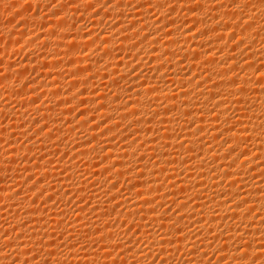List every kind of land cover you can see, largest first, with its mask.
Here are the masks:
<instances>
[{"label": "bare ground", "instance_id": "1", "mask_svg": "<svg viewBox=\"0 0 264 264\" xmlns=\"http://www.w3.org/2000/svg\"><path fill=\"white\" fill-rule=\"evenodd\" d=\"M38 1L39 0H12L11 3L7 2V4H11L10 6L13 8L26 5H28V7L33 5L32 7H34V4L38 3ZM99 1L100 0H70L69 3L65 4H62V2V5L56 4L61 10H56V6L54 8L56 12L53 10V13L49 14L48 17L46 16L47 18L45 19L39 18L40 22L38 24L40 25V28L43 25L46 28L44 29L46 33L49 28L47 35L50 38H53L52 42H48L49 40L46 41V38H41V48H46L47 53L46 55L41 56L40 63L37 65L39 70H43L41 72L46 76L48 71H50L48 69L62 64L60 63L62 62L60 60L62 58L60 57H62L61 55L64 52L65 54L63 55L67 56L69 59L67 63L63 62L65 64L64 68L66 72L64 71L62 73H65V75L63 74L65 77L61 75L62 73L56 74L55 71H53L54 74L51 71V74H49L55 76H53V78H55L56 84L60 86L62 83H65L63 85L67 86L68 89L64 87L60 90L58 87L59 90L55 89L56 91H54L51 88H48V82H44L45 85L43 86L47 87V89L43 88V90L46 89L47 93H50L49 96L53 95L52 98L59 97L57 102L62 106L67 104L70 106L66 108L63 107L56 111L49 109L44 110L46 108V106H43L44 103L40 104L44 109L43 107L41 109L38 107L34 108L36 107L34 105V107H32L36 112L39 109L41 111L44 110L42 116L44 117L43 120L49 119L50 117L55 118L54 125L57 123V128H55L56 135H59L60 133L62 134L63 132L61 131H64L65 129L66 131H71V128H75L76 126L78 129L83 130L82 133H84L82 135L79 133L81 136L78 135L80 136L78 137L76 132L72 129L77 137H74V134L72 133L73 136L71 135V137H73L76 142L74 143L75 146H73V148L67 147L70 149L68 152H70L69 154L71 156L82 159L83 162L81 161V164L84 166L82 167L84 171L80 170V172L83 171L88 175L90 174L89 176H92V178L95 177V179L104 175V178L101 179L105 186L100 179L98 184L96 183L97 181L94 182L95 180L93 181L94 183H89V185L91 184L90 187L96 183V187L91 188L92 190H90L91 193L89 197L92 198L93 201L96 199L97 204H95V207L93 205L92 208H97V211L94 214H91L95 217H99L100 222L98 221L99 219H96L95 217L94 219H89V221L86 219L87 221H79L78 224L73 223L72 227L68 228L67 231L77 235H84L86 232L91 236V234L97 229H101L100 237L106 238L108 235L113 237V242L108 245L107 249V251H111L112 247L115 245V238L119 235L118 231L122 234L123 230L120 228V224L124 223L123 221L125 220L128 227L132 226L134 230H136V228L140 229V239H148L150 242L157 244L163 243L164 248L161 249L160 247H155L152 253H148L147 248L142 249L139 248L140 246H136L137 248H133L132 252L121 256V258L117 260L116 257L119 255L120 251H127L121 246L120 250H117V252L119 251L118 253L115 252V254H112V256L107 259H102V257L107 256L106 251H100V248L103 247V245H99L96 251H93L90 247L92 241L86 240L84 237L85 235H79L85 239L83 240V238L80 239L78 237L80 240H83L81 243L89 245L87 253H79L77 256V252L73 251L67 255L73 257V259H70L69 261L66 260L67 256L63 257L64 255H61V257L58 255V251L55 252V250H57L56 247H53L51 249H45V253L43 251V253L51 257V259L45 255L47 259L42 258L39 261H35L34 264H66L68 261V264L70 262H72V264H136V261L132 257L139 251L144 252L145 255H150L152 258H155L157 254L164 251L168 253V255L161 259H166L168 264H207V258L203 259V252H207L208 256L210 254L209 257H212L211 255H213V252L218 253L217 258L213 260V264H218L219 257L221 256H227L224 264H241L238 258L234 260V256L237 254L235 253L233 241L240 238L237 231L243 235V240L246 242L244 245V251L247 252L248 258L243 261V264H251V261L256 256H260V259L256 261V264H264V251H256V249L264 248V235H262V233H264V0H235V6H233V0H221L224 7H221L220 3H214L213 0H109L111 6L102 11L98 9L97 11L100 12L99 16L92 19L96 11H89L90 8L88 6L90 4H94L95 6ZM1 2L4 1L0 0V4ZM197 3L200 7L196 8L195 12L191 11L192 8L196 7ZM103 4H101V6ZM67 5H73V9L69 10ZM101 8L102 7H100V9ZM173 8H175V11H172ZM78 11L81 13L80 15L90 16V21L93 26L99 24L103 17L113 18V20H116L113 22L116 23H113L111 25L112 27L110 26L111 30L108 31V33L106 32L107 30H104L107 34L102 31L97 32L93 27L90 30L88 29L85 31L83 30L84 28H80L81 25L77 27L69 26L70 24L67 25V19L71 18L68 17L70 13ZM152 12L160 16V23L157 21L159 24L156 27H153L156 20H153L149 15V13ZM54 13L58 14V16ZM234 14L236 16L235 21L232 20ZM168 15H170V18H166ZM55 16L57 18H55ZM33 17V20L36 19L35 23L38 22L36 16ZM105 19L108 21L107 18ZM21 20L23 22V19ZM25 20L26 19H24V22ZM240 20H243V23H241ZM173 21H175V23H173ZM187 23L192 24V27L184 26ZM30 24L31 23L29 22V25ZM165 24L169 25V28L161 31ZM237 24H239V26H237ZM133 25H135V27H133ZM141 28H144L143 32H140ZM177 28H181V30L177 31ZM224 28H227L228 31L225 32L223 30ZM32 29L35 30V28ZM126 29L131 30L126 31ZM191 29L192 32L185 35V33H188ZM214 29L215 31H213ZM3 30L7 35L6 30ZM24 30H21V32H15L14 29L9 30V32H12L11 34L9 33L10 35L8 36L5 35L6 39L10 36L13 38L10 37L11 40L8 38L7 42H4V44L7 45L9 41V48L11 44L16 45L17 41H19V43L23 42L24 47L26 48L25 42L32 43V41L36 39L32 38L31 40L30 35H28L29 33H27L29 30L26 32ZM54 31L55 33L58 32L63 34L57 35V33L52 35V32ZM137 32L140 33L138 36L136 35ZM168 32H171L172 35L169 36ZM2 33L1 35L3 36ZM89 33H91V35H89ZM101 33L104 35L100 36ZM233 33L236 35L237 42L241 40L244 41L242 46L246 49L244 57L240 56L241 48H237L235 52L231 51L232 48H235L234 43L228 44V46L225 47L228 40L235 38L234 35L231 36ZM241 33H243V35H241ZM146 35L149 36V39L141 44L140 41L143 40ZM97 36H100V39H96ZM113 36H116L117 39H112ZM221 36H223V40H219V37ZM132 37H135V40L131 39ZM161 37H163V39H161ZM93 40H95V43H92ZM104 40H107L108 43L104 44ZM158 40L160 43H156ZM120 41H123V43H120ZM39 42L40 41L35 45H39ZM29 44L30 43H28V45ZM44 45H47V47ZM12 49L14 48L12 47ZM97 49H99V51H97ZM130 49L135 50L130 52ZM221 49H223V52L220 51ZM34 52L36 53V51ZM105 52L108 54L105 55ZM164 53H167V56L160 59ZM93 54H95V58L92 59L91 56ZM118 56L120 59H117ZM125 57H127V59H125ZM249 57L250 59H248ZM245 59H247V63L242 62ZM133 60H136V66L132 65ZM149 60L153 61L151 68L148 66V63H151ZM85 62H87V66L84 64ZM24 63L25 64L22 65L24 66V70L26 68V71H28V69L36 70L31 61ZM223 63H227V67H222L221 65ZM117 64H120V67H116ZM45 65H47V67H45ZM125 65H128V67H125ZM10 66L11 65H8V69ZM134 66L137 67V73L128 77V72H130V69ZM143 67H145L144 70H141ZM105 68H107L106 72L103 71ZM157 68L160 69L159 72L156 71ZM169 68L171 71H168ZM257 68L260 69L259 73L256 72ZM86 69L90 71L88 72L89 79H84L85 75L83 72ZM232 69H235V71H232ZM26 71L22 70V73ZM141 71L144 72V75H140ZM15 73L17 77H20L19 72ZM73 73H77V75H73ZM225 73H227V75H225ZM10 74H12L11 71L7 73L5 79L4 75H0V83H3V86H5L6 83V86L8 87L9 83H7V81L10 79ZM137 75L140 76V81L136 80ZM145 77H147V79H145ZM196 77H199V79L194 80ZM134 80L136 82L132 83L131 81ZM205 80H207L208 83H204ZM124 81H126L125 83H128L129 86L124 85ZM233 81H235L234 85ZM257 81H261V83H257ZM52 82L54 81H51L50 83ZM26 83H28V87H24L26 88L25 92H34L35 88H33V85L36 84L33 82V84H29L30 81H27ZM36 83L41 82L37 81ZM197 83L201 85L198 90L195 87ZM56 84L55 86L57 87ZM89 84H91L89 87L93 88V85H95L96 88H99V93L96 96L92 95L96 88L91 89L87 87ZM141 84L145 86L142 88L140 86ZM10 85L9 88H11ZM63 85L61 86L63 87ZM123 85L127 88L124 89L125 87H123ZM182 85H185V87L181 88ZM52 87L54 89V85H52ZM129 88L132 89L131 92L128 91ZM153 88H155L154 92L152 91ZM5 89L2 91H5ZM10 90H8V92L6 90L4 93V96L6 97L5 103L8 106L11 98L15 97L12 98V100L14 99L18 103H16L18 105H16L17 108L19 107L18 109L15 108V111H13L17 118L14 119L13 116V119L16 121L19 118H27V116L22 117L25 107L29 106L26 104L24 105V102H26L25 98L21 97L22 94H20V96L18 92L15 93L14 91L13 93V88L11 91ZM25 92L23 95H25ZM81 92H83L85 96H81ZM137 93H139V95H137ZM77 96L79 97L77 98ZM117 97H119V99H117ZM124 98L125 100H123ZM93 100H96V103H92ZM153 101H156V103L150 109L149 105H151ZM13 102L14 101H12V103ZM33 102L27 104L32 105ZM82 102H84L82 105H85V107L82 108L81 111L77 110L79 112H84L85 114L86 111L91 112L90 110H92L94 112L93 116L85 117L84 115L80 116L79 119H77L79 115L71 117L69 115L71 108L76 105H81ZM161 102H163V107H161ZM126 103H131L132 106L127 112L119 111V109L124 108ZM217 105H219V107H217ZM49 106L47 105V107ZM6 108V105L2 108L0 107V112L6 111ZM213 108H215V112L209 115ZM96 109H100V111L97 112ZM170 109L171 111H169ZM31 110L33 109L31 108ZM137 111L140 115L132 116V113ZM166 111H168V115H164ZM6 112L4 113L6 114ZM233 113H235V116ZM125 116L127 119H123ZM109 117H111V119H109ZM217 117L219 118L218 120ZM237 117H240L241 119H237ZM89 120H92L93 123L88 124L87 121ZM201 120H203V123H200ZM104 121H107V123L103 124ZM161 121H164L165 123L162 124ZM213 121H215V123H213ZM71 123H74L73 126L75 127L71 126ZM97 124L104 125V127H101V132H107L108 128H112L114 131L107 132L106 136L101 137V135H98L96 132L97 129L94 132L91 131V129L96 128ZM117 124H120L121 126L118 130L116 129ZM129 124L133 127L121 135V131ZM189 124L193 125L191 131H188ZM40 125L44 126V123ZM17 126L21 127L18 124ZM14 128H16V126ZM200 128H204L205 131L199 132ZM213 128H215L216 131L210 132L209 130ZM21 129L19 130L18 128L22 136L25 131H22ZM16 130L15 132L10 131L15 134ZM52 132L49 134H45L46 132H44L46 135L45 138H48L49 136L53 137L55 134H52ZM197 132H199L198 135H196ZM133 133H136V135H133ZM221 133H223L222 136ZM7 134H9V132ZM17 134L19 135V132H17ZM17 134H15V136H18ZM56 135L54 138L57 137L59 139L60 136L58 137ZM177 135L181 137L180 140H177ZM15 136L12 134L11 137H7L10 138V140H15L13 138ZM130 136L132 138L134 136V139L128 143V137ZM216 136H220V139H214ZM42 137L43 136H41V138ZM71 137L69 138L68 136L69 139H71ZM113 137H115L117 141H123V143H119V145L114 144V141L112 143H106V141L111 140ZM166 137L170 138L166 139ZM33 138L35 137L33 136ZM5 140L3 139L6 143L9 142L8 139ZM62 140L65 142V138ZM99 140L102 142L100 146H98L99 143L97 142ZM125 140L127 141L126 144H124ZM52 141L54 140H51V142ZM88 141H91L94 145L89 147L90 145H88ZM149 141L154 142L149 143ZM184 141H186L185 147L181 149L180 143ZM200 141H204L205 143L202 144ZM245 141H247V144H245ZM9 143L11 147L8 146V149H5L6 151L4 150L3 152L4 155L10 153L8 158L4 157L5 159H3L1 156L3 154L0 153V172L3 169V171H5L3 173H6L8 169V172L10 173V167L11 169L17 167H13L12 165L15 160L14 158L16 157L14 154L16 147H12V144L14 145L15 143H12V141ZM9 143H7V145H9ZM34 143L36 142L32 141V143H26V146L24 145L22 149L26 152H32L31 150L34 147L40 146L35 145ZM65 144L63 143V147L60 149L64 148ZM205 144H208L209 146L205 147ZM55 145L56 148L54 147V149L59 150L58 148L61 144H57L56 142ZM45 146L47 145L45 144ZM41 147H38L37 149H41ZM233 148H235L236 151L231 154L230 151ZM73 149H75V151H73ZM93 149H95V151H93ZM105 149L107 150L105 151ZM189 149H191V151H189ZM17 150L19 151V149ZM102 152L103 155H101ZM245 152H247L246 156L243 155ZM50 153L52 154L51 150ZM217 153H219V155H217ZM38 155L36 156L38 157ZM108 156H111L112 159L106 160L102 165L99 164V160H103ZM225 156H228L227 160L224 159ZM39 157H41V155ZM118 157H122V159H118ZM238 157L240 159H237ZM150 159L153 160H151V163H149ZM35 160L37 163H41L38 162V160L40 161V158ZM44 161L45 162H43L42 165L39 164L42 178L47 177L48 179L50 178L49 180H52L48 185L40 184L37 187L36 192L29 191L33 185H28L27 187L30 186L28 189L23 186L28 193H31L29 195L36 197L41 189L48 187L50 190L46 193L47 196H52L53 200H65L66 196L64 193L67 191H61L63 185L66 190H69L68 193L72 194L71 197L74 194H78L76 196L81 197L83 191H87L85 190V188H87V186H85L87 184L85 181L75 180L74 183H68L67 181H72L73 179L70 180L66 178V180L60 178L61 174H59L60 172H58V168L51 164L50 167V160H48L47 163L46 160ZM185 161H188V163H185ZM26 163L27 162H25L24 165H28V169L32 168V166L30 167L31 164L29 165L27 163L26 165ZM37 163L32 164L37 166ZM113 164H116L117 167L111 172L106 171V169ZM93 165L98 166L93 167ZM229 165H232V167L230 168ZM242 165L247 166L242 167ZM74 166V164H69V162L65 164L64 162V164L61 163L59 168L61 167V170H65L66 168L69 169V171H67L69 175V173H72V171L75 170ZM52 167L55 169L57 168V171ZM33 168L35 169L36 167L33 166ZM72 168L73 170L71 171ZM83 172L81 173L84 174ZM12 173L15 175L14 171H12ZM34 173L36 174V172ZM141 173H143V179H137ZM153 173H156V175H153ZM180 173H183V175H180ZM19 175L20 174L15 175V177H18ZM71 176H73V173ZM71 176L69 175L68 177L71 178ZM1 177L0 185L2 181ZM3 177L6 178V176ZM63 177L65 176L63 175ZM27 178L24 177L25 180ZM111 178H113V180H122V182L128 181L127 183L129 185H126L128 193L124 195L127 199L119 198L120 195L117 194L116 190H114V192H116L114 193L113 189L109 195L105 197L104 192L111 188V185H108L107 187L105 181ZM164 181H167V183L165 184ZM19 182L21 185L24 183L22 179H20ZM12 183L14 185H19L17 184L18 182H11V184ZM9 184H3L0 186V199L10 201L7 204L8 206H6L8 211L5 210L7 211L5 214H11L13 212L12 214L17 215L15 213L21 210L20 208L22 205H20L21 202H18L19 199H14L15 195L10 193L13 191L8 190L10 187L13 188L12 185L10 186ZM134 185L143 186L134 187ZM173 185H176V187H173ZM16 188H19V186ZM157 188L160 190L158 193L156 192ZM129 189H131V191H129ZM181 189H183V191H181ZM149 191L152 192L151 196L144 195L139 200L133 199L138 193H147ZM57 192H59V195H57ZM93 193H95V195ZM25 195L26 194L23 196ZM83 195L86 196L84 193ZM23 196L18 197L21 198ZM113 196L118 198L111 203H108ZM101 197L104 200L101 199L100 201H97V199H100ZM145 200H155V204L150 203L145 205ZM189 200H191V203L185 208L184 205ZM228 201H231V203H227ZM245 201H247V203H245ZM117 203L124 206V211L121 207L122 211H112V209L116 208ZM160 204H164L165 207L160 208ZM135 205H140V207H134ZM24 207L26 208V206ZM154 207L157 209V212L154 215H147V213L151 212ZM168 207L172 208V211L168 212L167 216H164L163 214L168 210ZM49 208V212L47 213L45 211L46 209L40 211L33 209V207L31 210L25 209L22 215L19 213L21 216H24L25 221H23L25 222L24 224H28L27 229H37V231L27 232L28 235L34 237L38 236L37 234L40 233L39 231L41 228L38 229L36 224H40L39 221L45 218L41 217L42 215L44 216V214H46L47 220L50 221V226L56 229V226H58L57 231L61 232L60 229H62V222L60 220L62 219H60V217L61 215H66L67 211L65 208H61L58 211L55 210L51 212V209ZM178 209L180 210L179 215H176ZM90 211L92 212V209H90ZM136 212H140L141 214L134 215ZM214 212L215 215L213 214ZM33 213L35 215H33ZM109 213H111V215H109ZM201 213H203V215H201ZM249 213L251 214L249 215ZM1 214L2 213H0V218H2ZM83 214L84 213L80 211L79 207L76 208V216L79 220L86 218H83V216H85ZM112 215H114L113 222L108 220ZM181 217H183L182 220ZM189 217H191V219ZM15 218L19 217L16 216ZM29 221H31V223H27ZM199 221H203V223H199ZM5 222L7 221L5 220ZM8 223H10L11 228L13 226L16 227L15 224H17L15 221H12L13 225L11 222ZM85 224L88 225L87 228L84 227ZM113 224H115L114 227ZM18 225L21 227L20 224ZM93 225H95V227H93ZM10 227H8V229ZM128 227L125 226L124 230ZM188 228H192V231L190 232ZM160 229H162L160 234L165 236L164 241H159L156 237V232ZM62 230L65 231L66 228L65 230ZM177 230H182L179 237L174 235ZM209 230L212 231L211 236H207ZM221 230L226 233V235H222ZM23 231H25V229H23ZM149 231L152 233L151 237H148L147 235ZM134 232L135 231H133V233ZM23 234H25V232ZM39 235V238H41V236H45V232L42 231ZM184 235L189 237L187 241L174 245L171 248L168 247L167 240H182ZM197 236H199L196 239L198 247H190L192 240H195ZM205 236H207V240L204 239ZM2 237L0 236V240L4 238ZM100 237H92V239H98ZM217 237H219V239H217ZM65 238L67 239V237ZM125 239H130V237H125ZM201 240L204 241L203 244H200ZM13 241L9 238L7 241V243H12L13 247V249H11L12 247L10 248L11 251L9 250L11 252L9 253L10 255L3 251L0 252V264H7V262L11 264V261L13 260L18 261L19 263L26 259L30 260V256L26 257L22 254L27 251L24 247H27V249L31 247V249H34L32 252H35L38 249L40 250L38 244L40 240L36 243L34 240L29 243L26 239L25 241H19L18 243H23L25 245L20 249V245H16L17 242H14L17 249L13 246ZM3 242L5 243V241ZM45 242L47 243L48 241L46 240ZM209 242H211V246H209ZM29 244L30 247L26 246ZM248 245H251V247H248ZM6 246L9 247V245ZM177 246L181 250L180 253H176L174 256L171 255V253L175 252ZM221 246H225L227 251L218 252V249ZM199 247L203 248V252L197 251ZM35 248L38 249L36 250ZM14 251L16 253H14ZM39 252H41V250ZM188 252H192L194 255L189 256ZM49 253H54V255H49ZM5 257L8 259H5ZM136 259L143 261L142 256L136 257ZM174 259H176V262L173 261ZM148 264H151V261H149ZM157 264H161V261L158 260Z\"/></svg>", "mask_w": 264, "mask_h": 264}, {"label": "rangeland", "instance_id": "2", "mask_svg": "<svg viewBox=\"0 0 264 264\" xmlns=\"http://www.w3.org/2000/svg\"><path fill=\"white\" fill-rule=\"evenodd\" d=\"M2 1H4V2H1V4H0V30H2V31H0V35H1V33L3 34V36L1 35V37H0V58H1V62H0V72L1 73H3V75H4V77L5 76H7V73H9L10 71H11V73L12 74H10V79H8V81H7V83H9V85H10V87L11 88H9V85H8V87L6 86V83H5V86H3L4 84L3 83H0V107L2 108V107H4V105H6V111H8V112H6V111H2V112H0V130H1V132H0V134L2 135H0V153H2L3 155H4V150L6 149H8V146H10V141H12V143L14 142L15 144L13 145L12 144V147L14 146V147H16L15 148V150L17 151H15L14 152V154H15V160H14V162L12 163V165H13V167H16L15 169H11V167H10V173L8 172V170L6 171V173H3V172H5V171H3V169H2V173L0 172V177L2 178V181H1V185H3V184H9L10 186L12 185V187L13 188H11L12 189V191L14 192H10V193H12V194H14L15 196H14V199H19V201L18 202H21V204L20 205H22L21 206V210L19 211V212H17V213H15V214H17V215H14V214H5L8 210L6 209L7 207L6 206H8L7 204L10 202V201H8V200H6V199H0V213H2L1 214V217L2 218H0V233H3V232H5V231H7V232H5L4 234H3V237H5V236H8V238L9 239H11V241H13V240H15V236L17 235V234H20V235H22L25 231H23V229L24 228H22V227H20L18 224H24L25 222V219H24V216H21L22 215V213L24 212V210L25 209H27V210H31V208L33 207V209H36V210H40V211H44L45 209L47 210V212H49L48 211V208H49V206H50V208L49 209H51L50 211L51 212H53V211H58V210H60L61 208H65L66 209V215L64 214V215H61V217H60V219H62V220H60L62 223H61V228L62 229H64L65 230V228H66V230L65 231H67V229H68V227H67V225L69 224V223H71V224H73V221H76V220H79L78 219V217L76 216V215H73L72 214V206H65L66 205V201L68 200V199H71V193L69 194V196L67 197L66 196V198H65V200H61V199H54L53 200V203H49V204H47V205H44V203H43V201L45 200V199H47V194H46V196L44 197V198H42V199H39V200H37L36 201V204L35 205H33L32 203H31V201L33 200V199H35V196L33 197L32 195H29V194H31V193H28L27 191H26V188L25 187H27L28 185H30V186H32V184H28V185H25L24 183L21 185V183L19 182L20 181V179H22V181L24 182V177L25 178H27V177H29V176H35L37 179H43L42 178V174H41V172H40V169H39V172L38 171H35L36 172V174L34 173V171H32L34 168H33V166L34 167H36L37 168V166L35 165L37 162H36V160L35 159H37L38 160V158H40L39 156L41 155H43L44 156V153H45V156L44 157H46V163H47V161L48 160H50L51 161V163H49V166H50V164L52 165V166H55V167H57L56 169L58 170V172H60L61 173V171H63V170H61L60 168H59V166H61V163L62 164H64V162H65V164H67L68 162H69V164H74L75 166V170H73V168L71 169V171H72V173H73V176H71L72 175V173H69V175L71 176V178H69L68 176V173L67 172H65V174H64V176L65 177H63V176H61L60 178H64V179H66V178H68V179H70V180H72V181H67L68 183H74L75 182V180L77 181H79V180H81V179H77V178H80L81 177V175H82V173L81 172H83L84 170L82 169V167H84L83 166V164H81L83 161H82V159L81 158H76L74 161H72L70 158H72L73 156H71L69 153L70 152H68V150H70V149H68V148H73V146H75V140L73 139V137H71V135L73 136V134H74V137H77L78 135H82L83 133H82V131L83 130H81V129H78V127L76 126H73V124L74 123H71L72 125L71 126H73V127H75V128H71V131L69 130H67L66 131V129L64 130V131H61V132H63L61 135L59 134V135H56V133H55V128H57V123H55V125H54V120H55V118L53 117V118H49V119H44L43 120V118L44 117H42L43 116V113H44V110H46V109H49V110H53V111H56V110H58V109H61V108H66V107H69L70 105H64V106H62L61 104H59L57 101L59 100V97H57V98H52V96L53 95H50L49 96V94L47 93V87H44L43 85H45V83H47L48 85H54V89H53V87H49L48 86V88H51L52 90H54V91H56L55 89H57V90H61V89H63L64 87L66 88V89H68L67 88V86H64L63 84H65V83H62L61 85H63V87L60 85H58V84H56V82H55V78H53V76L54 75H49V74H51L50 73V71L53 73V71H55L56 72V74L58 73V74H61L62 72H66V70H65V68H64V63L63 62H66L67 63V61L69 60L68 59V57L67 56H65V55H63V54H65V52L61 55L62 57H60V58H62V59H60L62 62H60V63H62V64H59L58 66H56V67H53V68H50V69H48V70H50V71H48V73H47V75L46 76H44V73L43 72H41V71H43V70H39V68H38V64L40 63V59H41V56H43V55H46V48H41L42 46H41V41H42V39L43 38H46L45 40L46 41H48V42H52V37L50 38L47 34H48V29H47V33H46V31L44 30V29H46L45 27L42 29V27L40 28V25L38 24L39 22H40V20H39V18H42V19H45V18H47L48 16H49V14H51V13H53V10H54V8L57 6L56 4H58V5H60L62 2V4H65V3H69L70 2V0H39L38 1V3H35L34 4V7H32L33 5H30L29 7H28V5H26V6H20V7H11L10 5L11 4H7V2H9V3H11V1H9V0H2ZM46 1V2H45ZM109 1V0H108ZM37 2V1H36ZM57 2V3H56ZM107 2V0H100L99 2H98V4H95V7L94 8H92V9H89V11H92V12H94V11H97L98 9L99 10H101L102 11V8L100 9V7H102L101 6V4H103V3H106ZM100 3V4H99ZM109 3H110V1H109ZM3 4H5L6 5V8H5V5H3ZM50 4V5H49ZM51 4L53 5L52 7H50L51 6ZM61 4V5H62ZM25 5V4H24ZM94 5V4H93ZM97 5V6H96ZM100 5V6H99ZM35 6H38V7H35ZM2 7V8H1ZM28 7V8H27ZM67 7H69V10H71V9H73V5H67ZM97 7V8H96ZM5 8V9H4ZM10 8V9H9ZM41 8V9H40ZM26 9V10H25ZM52 9V10H51ZM56 10L57 9H59V10H61L60 8H59V6H57L56 8H55ZM56 10H54L55 12H56ZM58 10V11H59ZM94 10V11H93ZM103 10H105V8H103ZM40 11V12H39ZM42 11V12H41ZM49 11V12H48ZM23 12V13H22ZM45 12V13H44ZM58 13V12H57ZM29 14V15H28ZM54 14H56V13H54ZM72 14H74V15H72ZM81 13L78 11V12H73V13H70V15L68 16V17H71V18H68V19H70V20H68L67 19V25H69V26H80L81 25V27L80 28H84L83 30H90L92 27L94 28V30L96 29V31L97 32H105L106 30V32L108 33V31H110L111 30V25L113 24V23H116V22H113V21H116V20H113V18L111 19V18H108V17H105V18H107L108 19V21H106V19L103 17L102 18V21L99 23V24H96V25H92V23H91V21H90V19H91V17L89 16H86V15H80ZM23 15V16H22ZM28 15V16H27ZM42 17H41V16ZM18 16V17H17ZM27 16V17H26ZM31 16V17H30ZM35 17L36 16V18H37V21L38 22H36L35 23V21H36V19H32V17ZM43 16H45V17H43ZM47 16V17H46ZM56 16H58L57 14H56ZM55 16V18H57ZM79 16H81V17H79ZM151 17H152V19H153V17H155L157 20H159L160 19V16L158 15V14H156V13H154V12H152V15H150ZM33 17V18H34ZM85 17V18H84ZM18 18V19H17ZM75 18V19H74ZM78 18H80V19H78ZM21 19H23V22H22V20ZM24 19H26V20H28V21H26L25 20V22H24ZM31 20V21H30ZM55 20V19H54ZM154 20V19H153ZM33 21V22H32ZM104 21V22H103ZM29 22L31 23L30 25H29ZM103 22V23H102ZM109 23V25H108V23ZM22 25H21V24ZM34 23V24H33ZM104 23H106V24H104ZM111 23V24H110ZM13 24V25H12ZM33 24V25H32ZM103 24V25H102ZM188 24V25H187ZM187 24H185L184 26H188V27H190L192 24H189V23H187ZM29 25V26H28ZM12 26V27H11ZM22 26V27H21ZM24 26V27H23ZM97 26V27H96ZM102 26V27H101ZM104 26H105V28H104ZM111 26V27H110ZM15 27V28H14ZM29 27V28H28ZM35 28V30L34 29H32V28ZM192 27V26H191ZM8 28V29H7ZM17 28V29H16ZM20 28H21V30H24L25 32L27 31V30H29V32L27 31V33H29L28 35H30V38H31V40H32V38L34 39H36V40H34V41H32V43L31 42H28V43H30L29 45H28V43H26L25 42V44H26V48L24 47V44H23V42L22 43H16V45L15 44H11L12 45V47L14 48V49H12V47H11V45H10V49L8 48V43H9V41H8V43H7V45L6 44H4V42L6 43L7 42V39L9 38V40H11L10 39V37H8L7 39H6V36H8V35H10L11 34V32L12 31H10L9 32V30H11V29H14V31L15 32H21V30H20ZM24 28V29H23ZM3 29H5L6 30V32H7V35H6V33L4 32V30ZM31 29H32V31H31ZM43 31H42V30ZM81 29V30H82ZM8 30V31H7ZM19 30V31H18ZM105 30V31H104ZM42 31V32H41ZM57 31V30H56ZM38 32H39V34H38ZM55 32V31H54ZM68 32H73V31H68ZM105 32V33H106ZM10 33V34H9ZM42 33H43V35H42ZM58 32H56V34H57ZM106 33V34H107ZM62 35L61 33H58L57 35ZM6 35V36H5ZM31 35H34V36H31ZM45 35H47V36H45ZM39 37V38H37V37ZM44 36V37H43ZM118 36V35H117ZM3 37V38H2ZM11 38H13V37H11ZM42 38V39H41ZM41 39V40H40ZM36 41V42H35ZM38 41H40L39 42V45L37 44V45H35L36 43H38ZM11 42V41H10ZM35 42V43H34ZM20 44V45H19ZM23 46H22V45ZM33 44V45H32ZM7 46V47H6ZM35 46V47H34ZM2 47V48H1ZM18 47V48H17ZM38 47V48H37ZM6 48H8V49H6ZM21 48V49H20ZM23 48H25V49H23ZM32 50H31V49ZM23 49V50H22ZM20 50V51H19ZM34 51H36V53L34 52ZM64 51H66V50H64ZM32 52V53H31ZM7 53V54H6ZM5 55V56H4ZM33 56H34V58H33ZM65 56V57H64ZM27 57V58H26ZM38 57V58H37ZM92 59L93 58H95V54H93L92 56ZM63 58H64V60H63ZM6 59V60H5ZM34 59V60H33ZM37 59V60H36ZM28 61H31L32 62V64H33V66L36 68V70H29L28 69V71H26V69L24 70V66H22V65H24L25 63L24 62H28ZM11 62V63H10ZM12 63H13V65H12ZM36 63V64H35ZM85 65L87 64V62H85L84 63ZM8 65H11L10 66V68L8 69ZM19 65V66H18ZM132 65H137V62H136V60H135V64H133L132 63ZM84 66V65H83ZM87 66V65H86ZM134 66V67H135ZM5 68V70H4V68ZM23 67V68H22ZM63 67V68H62ZM14 68V69H13ZM22 68V69H21ZM59 68V69H58ZM84 68V67H83ZM144 68L145 67H143L141 70H144ZM13 69V70H12ZM16 69V70H15ZM53 69V70H52ZM58 69V70H57ZM130 69V68H129ZM9 72H8V71ZM22 70L23 71H26V72H24V73H22ZM131 70V69H130ZM6 73H5V72ZM15 72H19V76L20 77H17L16 76V73ZM88 72H90V71H84L83 73H84V79H89V76H88ZM40 73H42V74H40ZM6 74V75H5ZM23 74V75H22ZM31 74V75H30ZM54 74V73H53ZM65 75V73H62L61 75L63 76V77H65L64 75ZM12 75H14V76H12ZM60 75V76H61ZM24 76H25V78H24ZM42 76H44V77H42ZM50 76V77H49ZM61 76V77H62ZM17 77V78H16ZM55 77V76H54ZM23 78V79H22ZM35 78H36V80L37 81H39V82H41V83H36L37 81L35 80ZM34 79V80H33ZM53 79V80H52ZM141 79H139L138 81H140ZM17 81V82H16ZM29 82L30 81V83L29 84H31L33 81H36V82H34V84H36V85H33V88H35L34 90V92L32 91L31 93H30V91H27V92H25L26 91V88H24V85L26 86V84L28 85V83H26V82ZM51 81H54L55 82V84L57 85V87L55 86V84H54V82H52V83H50ZM1 82V81H0ZM12 82V83H11ZM45 82V83H44ZM126 81H124V85H128V83H125ZM26 83V84H25ZM50 83V84H49ZM23 85V88H22V85ZM33 84V83H32ZM39 84H42V85H39ZM123 84V83H122ZM14 85V86H13ZM123 85V87H125L124 89H126L127 87L126 86H124ZM30 86V85H29ZM89 86H91V84H89V85H87V87H89ZM122 86V85H121ZM129 86V85H128ZM6 89H5V88ZM42 87V88H41ZM58 87H59V89H58ZM12 88H13V93H14V91H15V93L16 92H18V94L20 95V94H22V96L21 97H24L25 98V100H26V102H24V105L26 104V105H29L33 110H31V108L28 106H26L25 107V109H24V114H23V116L22 117H25V116H27V118L25 117V119L24 118H19L18 120H14V119H17L16 117H15V115H14V112L13 111H15V108H17V102L13 99L12 100V98H15V97H12L11 98V101L9 102V104H8V106H7V104L5 103L6 102V97L4 96V93L6 92V90H7V92H8V90H12ZM43 88H46V89H44L43 90ZM89 88H91V89H93V88H96V86L95 85H93V88L92 87H89ZM5 89V91H2V90H4ZM21 89H23V90H21ZM37 89H39L38 91H37ZM43 91H42V90ZM97 89V88H96ZM95 89V90H96ZM10 90V91H11ZM19 90H21V91H19ZM46 91V92H45ZM23 92V93H22ZM24 92H25V95H23L24 94ZM38 92V93H37ZM33 93V94H32ZM42 93V94H41ZM6 95V94H5ZM1 96H3V97H1ZM40 96V97H39ZM83 96H85V94H83ZM79 96H77V98H78ZM48 98V99H47ZM51 98V99H50ZM3 99V100H2ZM28 99V100H27ZM30 99H31V101H30ZM35 100V102H33V100ZM55 99H56V101H55ZM25 100H22V101H25ZM123 100H125V98L123 99ZM8 101V100H7ZM12 101H14L13 103H12ZM27 101H29V102H27ZM47 101V104L45 103ZM19 102V101H18ZM35 103V104H27V103ZM2 103H3V106H2ZM17 103V104H16ZM44 103V104H43ZM54 105H53V104ZM40 104H43V106L45 107L46 106V108L44 109V107L42 106V105H40ZM46 104V105H45ZM59 104V105H58ZM17 105V106H16ZM36 106V107H34V106ZM47 105L49 106V107H47ZM53 105V106H52ZM58 105V106H57ZM42 108L43 107V109L44 110H37V112H36V110H34V108ZM52 107H56L55 109L54 108H52ZM58 107H60V108H58ZM85 107V105H82L81 107H79V108H77V105L76 106H74V107H72L71 108V111L69 112L70 114V116L71 117H74V116H78L79 114L78 113H80L79 111H81L82 110V108H84ZM10 108H11V110H10ZM19 108V107H18ZM17 108V109H18ZM73 108H77L78 110H76L75 112H73L72 111V109ZM81 108V109H80ZM14 109V110H13ZM27 109V110H26ZM31 111H30V110ZM10 110V111H9ZM1 111V110H0ZM38 111H39V113H38ZM41 111V112H40ZM83 111H85V110H83ZM91 112H88V111H86V114H85V117H92L93 116V114H94V112L92 111V110H90ZM4 112H6V114L4 113ZM26 112H27V114H26ZM88 112V113H87ZM8 113H10V114H8ZM2 114V115H1ZM5 118H4V117ZM13 116H14V119H13ZM2 117V118H1ZM80 117V116H79ZM42 119V120H41ZM20 120V121H19ZM28 120V121H27ZM50 120V121H49ZM19 121V122H18ZM24 121V122H23ZM35 121H39V124H37ZM47 121V122H46ZM14 122V123H13ZM33 122H35V123H33ZM44 123V125L45 124H47V128H46V130H45V134H49V133H51L52 131V134H55L56 136H60V137H63V138H60L59 137V139H61V140H59L57 137H55L54 138V136L52 137V139L51 140H54V141H52L51 142V140L50 141H48L49 139L47 138H45V134L44 133H41V135H39V136H36V133L37 132H35V131H39V128H40V126L41 127H43L42 125H40V124H43ZM49 123H51V124H49ZM17 124L18 125H20L21 127H22V129H21V127H19V126H17ZM23 124V125H22ZM34 124V125H33ZM5 125V126H4ZM16 126V128H14L15 126ZM19 128V130L21 129L22 131L24 130L25 132L23 133V135L21 136V134H20V131L18 130V128ZM103 127H104V125H103ZM16 130V133L15 134H17V132H19V135L18 136H15V134L14 133H12L11 131H13L14 129ZM25 128V129H24ZM53 128V129H52ZM78 130H77V129ZM27 129V130H26ZM28 129H31V132H26V131H28ZM72 129H76L74 132H76V135L77 136H75V133L73 132V130ZM101 129V128H100ZM100 129H97V133H98V135L101 133V131H102V129L100 130ZM11 130V131H10ZM15 130L13 131V132H15ZM48 131H51V132H48ZM6 132V133H5ZM9 132V134H7ZM10 132H11V134H10ZM67 134H66V133ZM71 132V133H70ZM5 133V134H4ZM25 133H28L27 135H25ZM68 133H70V134H68ZM73 133V134H72ZM80 133V134H79ZM12 134H13V136H15V137H13L15 140H13L12 138V140H10V138H8V137H11L12 136ZM35 134V135H34ZM4 135H5V137H4ZM11 135V136H10ZM66 135V136H65ZM80 135V136H81ZM97 135V134H96ZM8 136V137H7ZM33 136L36 138H33ZM41 136H43L42 138H41ZM68 136H69V138L71 137V139H69L68 138ZM80 136H78V137H80ZM29 137V138H28ZM31 137V138H30ZM39 137V138H38ZM131 137V136H130ZM2 138V139H1ZM54 138V139H53ZM65 138V142H61V141H64V140H62V139H64ZM68 138V139H67ZM132 138V137H131ZM3 139L5 140V139H8V141L9 142H7V143H9V145H7V143L5 142V141H3ZM30 140V142L32 143V141H35L36 143H34L35 145H40V146H38V147H41V149H45L44 151H41V149L39 150V149H37L38 147H34L31 151L32 152H30V151H28V152H26V151H24L22 148H23V146L26 144L25 142L27 141V144L28 143H30L29 142V140ZM35 139V140H34ZM40 139V140H39ZM43 139H45V140H43ZM57 139V140H56ZM67 139V140H66ZM134 139V136H133V138L129 141L128 140V143L129 142H131L132 140ZM38 142H37V141ZM16 141H20V143H17ZM41 141H43V143H40ZM68 141H70V142H68ZM116 141V142H115ZM57 142V144H61L60 145V147L58 148L59 150H62V151H59V150H57V149H54V147L56 148V145H55V143ZM99 144H98V146H100L101 144H102V142H101V140H99V141H97ZM125 143L124 144H126V140L124 141ZM52 143H53V145H52ZM65 144V143H67V144H65V147L64 148H62V149H60L61 147H63L62 146V144ZM119 143H121V141L120 140H118L117 141V139H115L114 140V144H116V145H119ZM45 144L47 145V146H45ZM96 144V143H95ZM55 145V146H54ZM70 145V146H69ZM94 144L93 143H91V145L89 146V147H91V146H93ZM121 145V144H120ZM20 148H19V147ZM26 146V145H25ZM45 146V147H44ZM11 147V146H10ZM13 147V148H14ZM68 147V148H67ZM17 149H19V151L17 150ZM23 151H22V150ZM48 149V150H47ZM5 150V151H6ZM39 150V151H38ZM50 150L52 151V154L50 153ZM37 151V152H36ZM46 151H48V152H46ZM58 151V152H57ZM68 153V155H67V157H65V153ZM54 153H56V155H54ZM30 154V155H29ZM39 154V155H38ZM50 154V155H49ZM1 155L2 156V158L3 159H5L4 157H7L8 158V155ZM23 157H22V156ZM36 155H38V157L36 156ZM33 156H35V159H33ZM53 156V157H52ZM28 157V158H27ZM27 158V159H26ZM60 158H63V162H60L59 163V161L58 160H60ZM32 160L33 162L32 163H35V164H32L31 163V165H30V167L32 166V168H29V171H27V172H25L24 170H23V168L25 169V167H27V169H28V165H27V163H26V165L27 166H25L24 165V163H21L20 161L21 160H25V162H27V160ZM70 160H71V162L72 163H70ZM150 160H152V159H150ZM4 161V160H3ZM15 161H16V163H15ZM49 161V162H50ZM82 161V162H81ZM153 161V160H152ZM5 162V161H4ZM38 162H41V161H39L38 160ZM43 162H45L44 160L41 162V163H39L40 165H42V163ZM79 164H78V163ZM6 163V162H5ZM5 163H3V164H5ZM15 163V164H14ZM59 163V164H58ZM25 167H24V166ZM21 167H23V168H21ZM51 167V166H50ZM35 168V169H36ZM52 168H54V167H52ZM81 168V169H80ZM17 169V170H16ZM55 169V168H54ZM55 169V171H57ZM19 170H20V172H19ZM31 170V171H30ZM80 170H83V171H81L80 172ZM12 171H14L15 173V175H18V174H20L19 176H21V177H23V178H21V177H15V175H13V173H12ZM18 171V172H17ZM75 171V172H74ZM22 172V173H21ZM58 172H56V173H58ZM18 173V174H17ZM59 173V174H60ZM76 173V174H75ZM84 173V172H83ZM1 174H3V175H1ZM12 174V175H11ZM39 174V175H38ZM41 174V175H40ZM81 174V175H80ZM11 175V176H10ZM76 177H75V176ZM77 175H78V177H77ZM90 175V174H89ZM88 175V179L90 178V180L92 181L91 183H94V182H96L97 184H98V181L100 182V180H101V182H102V179L101 178H104L103 176L104 175H101L98 179L96 178L95 179V177H93L92 178V176H89ZM3 176H6V178H4ZM8 176V177H7ZM67 176V177H66ZM80 176V177H79ZM11 177V178H10ZM73 177V178H72ZM15 178V179H14ZM17 178V179H16ZM14 181H13V180ZM24 179V180H23ZM48 179V178H47ZM44 180V185H48L50 182H51V180ZM100 179V180H99ZM4 180H5V182H4ZM11 180V181H10ZM16 180H18V181H16ZM67 180V179H66ZM95 180V181H94ZM109 180V179H108ZM94 181V182H93ZM103 181H104V179H103ZM114 181V182H113ZM4 182V183H3ZM11 182H14V183H17V184H19V185H14L13 183L11 184ZM128 182V181H127ZM66 183V182H65ZM95 183V184H96ZM103 183V182H102ZM112 183H116V185H117V187L115 188V189H113V192H114V190H116V192H117V194H119V195H121V191L123 192V194L125 195V194H127L128 192H127V189H126V185H129L128 183H126L125 184V181H123L122 182V180L120 181V180H113V178H111V182L110 183H107L106 185H107V187H108V185H112ZM64 184V183H63ZM94 184V185H95ZM104 184V183H103ZM0 185V186H1ZM66 185V184H65ZM122 185V186H121ZM19 186V188H16V187H18ZM23 186H25V187H23ZM29 186V187H30ZM85 186H87V188H85V190H87V191H83V193L84 194H86V196H84L83 195V193H82V195H81V197L79 196H76V195H78V194H74L75 195V197H76V199L73 201V205H75L79 200H81L82 198H83V200H84V204H81L80 205V207L79 208H84V211H83V215H85V216H83V218L84 217H88V221H89V219L91 220V219H94V217L95 216H93V214H91L92 212L90 211V209H92V206L94 205V207H95V204H97V202H96V199L93 201V199L92 198H90L89 196H90V190H92L91 188L92 187H90L91 186V184L89 185V183H87ZM104 186H105V184H104ZM29 187H27V189L29 188ZM25 190H24V189ZM61 189H63V191L62 192H65V191H67V192H69V190H66V188L64 187V185L62 186V188ZM68 189V188H67ZM124 190H126V191H124ZM17 191H19V193H20V195L19 196H23L24 194H26L25 196H23V197H18L15 193L17 192ZM116 192H114V193H116ZM23 194V195H22ZM15 197H17V198H15ZM27 197V198H26ZM89 197V198H88ZM27 200H26V199ZM87 198V199H86ZM25 201H24V200ZM91 199V200H90ZM102 199V197L99 199H97V201L99 200H101ZM20 200H23V201H20ZM29 200V201H28ZM59 200H61V201H59ZM91 201V207H85V205H87V203H88V201ZM102 200H104V199H102ZM56 201H59V206L57 207L56 205H55V202ZM93 201V202H92ZM38 202V203H37ZM94 203V204H93ZM25 204V205H24ZM118 204V203H117ZM116 204V205H117ZM32 205V206H31ZM41 205H43V207H41ZM54 207H53V206ZM24 206H26V208L24 207ZM30 206H31V208H30ZM36 206V207H35ZM5 207V208H4ZM35 207V208H34ZM124 206H122L121 205V208L123 209V211H124V208H123ZM30 208V209H29ZM121 208H116V210H119V211H122V209ZM169 208V207H168ZM172 209V208H171ZM5 210H7V211H5ZM90 211V212H89ZM46 212V213H47ZM19 213H21V215L19 214ZM68 214V215H67ZM3 215V216H2ZM10 215V216H9ZM19 217V218H15V217ZM41 217H45V218H43V219H41L39 222H40V224L38 223V224H36V226L38 227V229H40V233L39 234H41V232H42V230L43 229H45L46 227H49L50 226V221L49 220H47V218H46V214H44V216L42 215ZM114 215H112V217L110 216L109 218H108V220L109 221H111V222H113L114 220ZM10 218H11V220H10ZM4 219V220H3ZM18 219V220H17ZM81 219V218H80ZM5 220L7 221V222H5ZM8 220H10V221H8ZM24 220V221H23ZM42 220H43V222H42ZM83 220H86V218H84V219H81V220H79L80 222H83ZM12 221H15V223H17V224H15V226L16 227H14V228H16L17 229V232H13L14 231V229H13V227L11 228L10 226V223H8V222H11V224H12ZM19 221V222H18ZM23 221V222H22ZM67 221V222H66ZM87 221V220H86ZM85 221V222H86ZM99 222H100V219L98 220ZM124 223V225L126 224L125 222V220L123 221ZM62 224H63V226H62ZM66 224V225H65ZM7 227H6V226ZM9 225V226H8ZM13 225V224H12ZM26 225H28V224H26ZM39 225H40V227H39ZM42 225V226H41ZM65 225V226H64ZM18 226H19V228H20V231H19V228H18ZM125 226H127L128 227V225L126 224ZM8 227H10L9 229H8ZM51 227V226H50ZM57 227V229H58V226H56ZM64 227V228H63ZM21 228H22V230H21ZM52 228V227H51ZM59 228H60V226H59ZM56 229V228H55ZM57 229H56V232H55V235L57 236V237H59L60 235H61V233H62V229H60V231L61 232H59V231H57ZM65 231H63V232H65ZM133 231H135L134 229H133ZM44 232V231H43ZM39 234H37L38 236H35L36 238V240L34 239V241H35V243L37 242V241H39V240H41V238H43L44 236H41V238H39L40 237V235ZM118 234L119 235H121V232L120 231H118ZM24 235V234H23ZM77 234H73V240H74V242H75V240L76 239H82L83 238V240H85L84 239V235L83 234H79V235H83L84 237H82V236H79V235H77ZM118 235V236H119ZM118 236L115 238V239H117L118 238ZM131 236H132V234H131ZM130 235H129V237H130V239H132V237H131ZM2 237V236H1ZM2 237V238H3ZM79 237V238H78ZM66 239V238H65ZM79 239V241L81 242H83V240H80ZM23 241V240H22ZM25 241V240H24ZM15 241H13V246H15L14 244L16 243H14ZM85 242V241H84ZM134 243V242H133ZM4 244V242L2 241V240H0V246H2ZM83 244V243H82ZM26 246H28V247H30V244L29 245H26ZM99 246V245H98ZM141 246H143V245H141ZM139 247V248H142V249H144L145 247ZM16 247V246H15ZM138 247V246H137ZM137 247H135V248H137ZM5 248H7V249H5ZM31 248V247H30ZM30 248H28L27 249V247H24V249H26L27 251L30 249ZM5 249V250H4ZM11 249H13V247L11 248ZM11 249L8 247V246H6V245H4L3 247H0V250L1 251H3V252H6V253H11L10 251H11ZM36 250L38 249V248H35ZM57 249V248H56ZM10 250V251H9ZM39 250V249H38ZM35 251V252H32L31 253V255L32 256H36L37 257V260L36 261H39L40 259H47L46 257H48V258H50L51 259V257H49V256H47L46 254H44L45 253V251H44V253H41V252H39V251ZM118 250H120V249H118ZM56 251H58V250H55V252ZM107 252V251H106ZM117 252V251H116ZM119 252V251H118ZM117 252V253H118ZM121 252V251H120ZM119 252V253H120ZM58 253V255H64L63 257H66L67 255H69V252H68V250H67V248H65L64 249V251H63V253H61L60 251H58L57 252ZM60 253V254H59ZM116 253V254H117ZM113 254H115V252H113ZM10 255V254H9ZM45 255H46V257H45ZM57 255V256H58ZM42 256V257H41ZM45 258H44V257ZM61 256V257H62ZM209 256H210V254H209ZM208 256V257H209ZM212 256V255H211ZM68 257V256H67ZM50 259H48V260H50ZM72 259H73V257H72ZM71 259V260H72ZM70 261V260H69ZM68 261V262H69ZM150 261V260H149ZM148 261V262H149ZM174 262H176V259H174L173 260ZM68 262H66V264H68ZM214 262V261H213ZM158 263V261L156 262V264ZM1 264H3V263H1ZM5 264V263H4ZM7 264H10V263H8L7 262ZM11 264H12V261H11ZM18 264H24V261L23 262H18ZM33 264H34V262H33ZM65 264V263H64ZM69 264H72V262H70Z\"/></svg>", "mask_w": 264, "mask_h": 264}, {"label": "snow or ice", "instance_id": "3", "mask_svg": "<svg viewBox=\"0 0 264 264\" xmlns=\"http://www.w3.org/2000/svg\"><path fill=\"white\" fill-rule=\"evenodd\" d=\"M213 2H214V3H220V6H221V7H224V5H223V3L221 2V0H213ZM52 6H53V5L51 4L50 7H52ZM110 6H111V3H108V0H107V2L104 3V4L102 5V10H103V8H108V7H110ZM233 6H235V0H233ZM88 7L91 9V8H94L95 6L90 4ZM161 7H163V6H161ZM198 7H200V5L197 3V4H196V7L192 8L191 11L195 12V11H196V8H198ZM172 11H175V8H173ZM99 13H100L99 11H96V12H95V15L92 17V19H95L96 16H99ZM57 15H58V14H57ZM149 15H152V13H149ZM166 18H170V15H168V17H166ZM153 19L156 20V23L153 25V27H156V26L160 23V21L157 20L155 17H153ZM232 20H233V21L236 20V16H235V14L232 16ZM157 21H159V23H157ZM240 22L243 23V20H240ZM62 23H63V22H62ZM173 23H175V21H173ZM237 26H239V24H237ZM43 27H44V26L42 25V29H43ZM133 27H135V25H133ZM181 27H183V26H181ZM168 28H169V25L165 24V25H164V28L161 29V31H164L165 29H168ZM42 29H41V30H42ZM130 30H131V29H126V31H130ZM180 30H181V28H177V31H180ZM223 30H224L225 32L228 31L227 28H224ZM143 31H144V28H141V29H140V32H143ZM213 31H215V29H214ZM191 32H192V29H191V31H188V33H185V35H187V34H189V33H191ZM55 34H56L55 32H52V35H55ZM139 34H140V33L137 32L136 35L138 36ZM89 35H91V33H89ZM103 35H104L103 33L100 34V36H103ZM168 35L171 36L172 33H171V32H168ZM233 35L235 36V38H234V39H231V40H228V42L226 43L225 47H227L228 44H233V43H234V44H235V48H232L231 51H232V52H235L237 48H241L242 50H241V52H240V56H241V57H244V56H245V53H246V51H245L246 49L242 47L243 44H244V41L241 40V41H238V42H237V41H236V35H235V33H233L231 36H233ZM241 35H243V33H241ZM100 36H97L96 39H100ZM112 39L115 40V39H117V37H116V36H113ZM131 39L135 40V37H132ZM148 39H149V36L146 35V36H144L143 40L140 41V43L142 44V43H144V41H146V40H148ZM161 39H163V37H161ZM223 39H224L223 36L219 37V40H223ZM35 42H36V41H35ZM35 42H34V43H35ZM217 42H219V41H217ZM17 43H19V41H17ZM92 43H95V40H93ZM103 43H104V44H107L108 41H107V40H104ZM120 43H123V41H120ZM156 43H160V41L158 40V41H156ZM44 46L47 47V45H44ZM202 47H203V46H202ZM134 50H135V49H130L129 51L131 52V51H134ZM248 50H249V49H248ZM97 51H99V49H97ZM220 51L223 52V49H221ZM107 54H108V53L105 52V55H107ZM164 56H167V53H164V55L161 56L160 59H163ZM117 59H120V57L118 56ZM125 59H127V57H125ZM248 59H250V57H249ZM149 61H151V60H149ZM242 62L247 63V59H245V60L242 61ZM132 63L135 64V60H133ZM147 63H148V61H147ZM152 63H153V61H151V63H148L149 68H151ZM221 66H222V67H227V63H223ZM45 67H47V65H45ZM116 67H120V64H117ZM125 67H128V65H125ZM85 71H87V69H86ZM103 71L106 72V71H107V68L103 69ZM156 71L159 72L160 69L157 68ZM168 71H171V69L169 68ZM232 71H235V69H232ZM256 72L259 73V72H260V69L257 68V69H256ZM136 73H137V67H132V68H131V71L128 72V77H131V76L135 75ZM0 75H3V73H0ZM73 75H77V73H73ZM113 75H115V74H113ZM140 75H144V72L141 71V72H140ZM189 75H190V73H189ZM225 75H227V73H225ZM6 77H7V76H5L4 79H5ZM126 78H127V77H126ZM139 78H140V76L137 75V76H136V80H139ZM153 78H154V77H153ZM7 79H8V78H7ZM93 79H94V77H93ZM105 79H106V77H105ZM145 79H147V77H145ZM196 79H199V77L194 78V80H196ZM34 82H35V81H33V83H34ZM131 82H132V83H135L136 81L134 80V81H131ZM204 83H208V81L205 80ZM257 83H261V81H257ZM234 84H235V81H233V85H234ZM48 86H49V87H52V85H48ZM140 86L143 88L145 85L141 84ZM24 87H28V85H26V86H24ZM109 87H110V86H109ZM183 87H185V85H182V86H181V88H183ZM195 87H196V89L198 90V89L201 87V85L197 83V84L195 85ZM38 90H39V89H37V91H38ZM128 91L131 92L132 89L129 88ZM152 91L154 92V91H155V88H153ZM98 93H99V88H97V89L92 93V95H93V96H96ZM80 95L82 96V95H83V92H81ZM137 95H139V93H137ZM237 95H238V93H237ZM117 99H119V97H117ZM33 101H35V100H33ZM35 103H36V102H35ZM35 103H33V104H35ZM45 103L47 104V101H46ZM66 103H67V102H66ZM83 103H84V102H82L81 105H77V108L81 107ZM92 103H96V100H93ZM155 103H156V101H153L152 104L149 105V108L151 109V107L154 106ZM131 106H132L131 103H126L125 106H124V108H123V109H119V111L127 112V110H128ZM163 106H164V105H163V102H161V107H163ZM217 107H219V105H217ZM77 108H73L72 111L75 112V111L77 110ZM96 111L99 112L100 109H96ZM169 111H171V109H170ZM214 112H215V108H213V109L211 110V112L209 113V115H211V114L214 113ZM69 114H70V113H69ZM168 114H169L168 111H166V112L164 113V115H168ZM84 115H85L84 112H80V113H79V116H84ZM138 115H140V113H139L138 111L132 113V116H138ZM233 115L235 116V113H233ZM79 116L77 117V119H79ZM109 119H111V117H109ZM123 119H127V117L125 116V117H123ZM218 119H219V118L217 117V120H218ZM237 119H241V118H240V117H237ZM36 123L39 124V121H36ZM87 123H88V124H91V123H93V121H92V120H89V121H87ZM106 123H107V121H104V122H103V124H106ZM161 123L163 124V123H165V122H164V121H161ZM200 123H203V120H201ZM213 123H215V121H213ZM103 124H97V125H96V128L91 129V131H93V132L96 131V129L101 128V127L103 126ZM81 126H83V125H81ZM47 127H48L47 124H45L43 127H40V128H39V131L36 133V136H39L41 133H44ZM120 127H121L120 124H117V125H116V129H117V130L120 129ZM132 127H133V126H132L131 124H129L126 128H124V129L121 131L120 134L123 135L125 132L129 131V129H131ZM192 127H193V125H192V124H189V126H188V131H191V130H192ZM73 130L75 131V129H73ZM230 130H231V129H230ZM112 131H114V129H112V128H108V130H107V132H112ZM204 131H205L204 128H200V129H199V132H204ZM209 131H210V132H211V131H216V129L213 128V129H210ZM245 131H246V130H245ZM28 132H31V129H28ZM107 132H101V133H100L101 137L106 136V135H107ZM199 132H197L196 135H198ZM27 134H28V133H25V135H27ZM133 135H136V133H133ZM222 135H223V133H221V136H222ZM167 138H170V137H166V139H167ZM48 139L51 140L52 137L49 136ZM94 139H95V138H94ZM128 139H131V137H128ZM180 139H181V137H180L179 135H177V140H180ZM214 139H217V140H218V139H220V136H216V137H214ZM114 140H115V137H113L111 140L106 141V143H112ZM225 141H227V140H225ZM41 142L43 143V141H41ZM61 142H63V141H61ZM152 142H154V141H149V143H152ZM17 143H20V141H17ZM25 143H27V141H26ZM91 143H92L91 141H88V145H91ZM121 143H123V141H121ZM200 143L204 144L205 142H204V141H200ZM228 143H229V141H228ZM228 143H227V144H228ZM185 144H186V141L181 142V143H180V148H181V149L184 148V147H185ZM245 144H247V141H245ZM85 146H87V145H85ZM208 146H209L208 144H205V147H208ZM57 147H58V145H57ZM130 147H131V145H130ZM106 150H107V149H105V151H106ZM41 151H43V150H41ZM73 151H75V149H73ZM93 151H95V149H93ZM189 151H191V149H189ZM235 151H236V149L233 148V149H231L230 152H231V154H232V153L235 152ZM8 155H10V153H8ZM54 155H56V154L54 153ZM64 155H65V157H67L68 153L66 152ZM101 155H103V152L101 153ZM217 155H219V153H217ZM243 155L246 156V155H247V152L243 153ZM229 156H230V155H229ZM198 158H199V157H198ZM33 159H35V157H33ZM45 159H46V157H44V156H41V157H40V161H41V162H42L43 160H45ZM75 159H76L75 156H73V157L71 158L72 161H74ZM111 159H112V157H111V156H108V157H106V158L103 159V160H99V164L102 165V164H104V163L106 162V160H111ZM118 159H122V157H118ZM224 159L227 160V159H228V156H225ZM237 159H240V158L238 157ZM20 162H21V163H25V160H21ZM32 162H33L32 160H27V163H29V164H31ZM59 162H63V158H60ZM151 162H152V161L150 160L149 163H151ZM49 163H51V162H49ZM70 163H71V161H70ZM185 163H188V161H185ZM234 163H235V162H234ZM96 166H98V165H93V167H96ZM246 166H247V165H242V167H246ZM46 167H47V166H46ZM116 167H117V165H116V164H113V165H111L109 168H107L106 171L111 172V171H112L113 169H115ZM221 167H223V166H221ZM229 167L231 168L232 165H229ZM38 170H39V163H37V168H36V169H33V171L35 172V171H38ZM24 171L27 172V171H29V169L25 168ZM67 171H69V169H67V168H66L65 170L61 171V173H60L61 176H63V175L65 174V172H67ZM153 175H156V173H153ZM180 175H183V173H180ZM87 177H88V174H87V173H84V174L81 175L80 178H81V180L85 181V183H91V180L88 179ZM21 178H23V177H21ZM46 179H47V177H44L43 179H37L35 176H29L26 180H24V184H25V185H28L29 183H32L33 186L29 189V191H30V192H36L37 187H38L40 184H43V183H44V180H46ZM137 179H143V173H141V174L137 177ZM57 182H58V181H57ZM110 182H111V179L105 181V183H110ZM125 183H127V181H125ZM164 183L166 184L167 181H164ZM142 186H143V185H134V187H142ZM92 187L95 188L96 185L93 184ZM116 187H117L116 183H112L111 188L104 192L105 197H107V196L109 195V193L112 191V189H115ZM173 187H176V185H173ZM8 190H9V191H12L11 188L8 189ZM49 190H50V189H49L48 187H45V188L41 189V190L38 192V194L36 195L35 199H33V200L31 201V203H32L33 205H35V204H36V201L39 200V199L44 198V197L46 196V193H47ZM61 191H63V189H61ZM129 191H131V189H129ZM159 191H160L159 188H157V189H156V192L158 193ZM181 191H183V189H181ZM93 194L95 195V193H93ZM16 195L19 196L20 193L17 192ZM57 195H59V192H57ZM64 195H65V196H68L69 193H68V192H65ZM144 195L151 196V195H152V192L149 191V192H147V193H143V192L138 193L137 196L134 197L133 199L139 200V199H140L142 196H144ZM117 198H118V197L113 196V197L111 198V200L108 201V203H111L112 201L116 200ZM119 198H121V199H127V197L124 196V194H123L122 191H121V195H120ZM75 199H76V197H75V195H73V196L71 197V199H68V200L66 201V205H65V206H72V214H73V215H76V208L80 207L81 204H84V203H85L84 200L81 199V200H79L75 205H73V201H74ZM43 203H44V205H47V204H49V203H53V197H52V196H47V199H45V200L43 201ZM144 203H145V205L150 204V203H151V204H155V200H151V201H149V200H145ZM190 203H191V200H189L187 203H185L184 207L187 208V207L189 206ZM227 203L230 204L231 201H228ZM245 203H247V201H245ZM55 205L58 207V206H59V201H56V202H55ZM237 205H239V204H237ZM41 207H43V205H41ZM85 207H91V201H90V200L88 201L87 205H85ZM120 207H121V205H119V204L116 205V208H120ZM134 207H140V205H135ZM159 207H160V208H164L165 205H164V204H160ZM116 208L112 209V211H113V212L116 211ZM38 210H39V209H38ZM230 210H231V209H230ZM45 211L47 212V210H45ZM80 211L83 212V211H84V208H80ZM96 211H97V208H92V213H93V214H94ZM171 211H172V209H171V208H168V210H167L163 215H164V216H167V215H168V212H171ZM179 211H180V210L178 209L177 212H176V215H179ZM156 212H157V209L154 207V208L152 209L151 212L147 213V215H154ZM140 214H141L140 212H136V213H134V215H140ZM213 214L215 215V212H214ZM250 214H251V213H249V215H250ZM33 215H35V214L33 213ZM109 215H111V213H109ZM201 215H203V213H201ZM95 218H96V219H99V217H95ZM189 218L191 219V217H189ZM257 218H259V217H257ZM86 219H88V217H86ZM182 219H183V217H181V220H182ZM27 223H31V221H29V222H27ZM73 223H77V224H78V223H79V220L73 221ZM125 223H126V222H125ZM153 223H154V222H153ZM199 223H203V221H199ZM210 223H211V222H210ZM114 226H115V224H113V227H114ZM21 227L25 229V234H24V235L17 234V235L15 236V240H14L15 242H17L16 245H20L19 249H20V248H23V247L25 246L23 243H18L19 241H22V240H25V239H26L29 243H31V242L35 239L34 236L28 235L27 232H29V231H37V229H35V228H33V229H27V225H26V224H22ZM67 227H68V228H71V227H72V224L69 223V224L67 225ZM84 227L87 228L88 225L85 224ZM93 227H95V225H93ZM120 228L123 230V231H122V234L119 235L118 238L116 239V241H115V245H114V247H112L111 251H107V249H108V245L111 244V243L113 242V237H112L111 235H108L106 238H105V237H100V233H101V231H102L101 229H97L95 232H93V233L91 234V236H89V235L85 232V234H84V235H85V239H86V240H91V241H92L90 247H91V249H92L93 251H96L98 245H103V247L100 248V251H101V252L107 251V256L102 257V259H107L108 257L112 256L113 252H116L118 249L121 248V246H123V248L126 249L127 251H126V252H121V253H119V255H117V257H116L117 260L120 259L121 256L126 255L127 253L132 252V251H133V248H135L136 246H141V245H143L145 248L148 249V253H152V251H153V249H154L155 247H160L161 249L164 248V244H163V243H159V244H157V243H154V242H150V240H148V239H144V240L140 239V229H139V228H136V230H135L134 233H133V227H132V226H130V227H128L126 230H124V229H125V225H124L123 223H121V224H120ZM13 229H15V230L13 231L14 233L17 232V229H16V228H13ZM188 230L191 232V231H192V228H188ZM42 231L45 232V236H44L43 238H41V240L38 242L39 247H40V249H41V253H43V251H44L45 249H51V248H53V247H56L57 250L60 251L61 253H63V251H64L65 248H67V250H68L69 253H72L73 251H76V252H77V256L79 255V253H87V252H88L89 245L86 244V243H85V244H82V243L79 241V239H76L75 242H74V241H73V234H72L71 232L65 231V232L61 233V235H60L59 237H57V236L55 235V232H56V229H55V228L46 227V228L43 229ZM161 231H162V229H160V230H158V231L156 232V237L158 238L159 241H164V240H165V236H163V235L160 234ZM5 232H7V231H5ZM5 232L0 233V236H3V234H4ZM181 232H182V230H177V231L174 233V235H175L176 237H179V236L181 235ZM130 234H132V239H127V240H126L125 237H128ZM221 234H222V235H226V233H224L222 230H221ZM237 234L239 235L240 238H239L238 240L233 241V246H234V248H235V253L237 254L236 256H234V260L238 258L239 261L241 262V264H243V261L246 260V259L248 258V254H247V252L244 251V245H245L246 242L243 240V235L240 234L239 231H237ZM147 235H148V237H151V236H152L151 231H149V232L147 233ZM211 235H212V231L209 230V232L207 233V236H211ZM262 235H264V233H262ZM207 236L204 237L205 240H207ZM65 237H67V239H65ZM92 237H100V238H98V239H92ZM198 237H199V236H197V237L195 238V240H192V244L190 245V247H195V248L198 247L197 244H196V239H197ZM188 239H189V237H188L187 235H184L182 240H179V239H169V240H167V244H168V247L171 248V247H173L174 245H178V244H180V243H183L184 241H187ZM217 239H219V237H217ZM2 240L5 241V243H4L2 246H0V247H3L4 245H9V248L12 247V243H7V241H8V236H5ZM46 240L48 241L47 243L45 242ZM133 241H134V243H133ZM203 243H204V241L201 240L200 244H203ZM222 244H223V242H222ZM134 246H135V247H134ZM209 246H211V242H209ZM248 247H251V245H248ZM5 249H7V248H5ZM5 249H4V250H5ZM16 249H17V247H16ZM33 250H34V249H31V248H30L28 251H25V252L22 253V254H23L24 256H26V257H29V256L31 257L30 260H29V259H26V260L24 261V264H33V262H35V261L37 260V257H36V256H32V255H31V253H32ZM180 251H181L180 248L177 246V247L175 248V252H174V253H171V255L174 256L176 253H180ZM186 251H187V249H186ZM197 251H202V252H203V248H202V247H199ZM226 251H227V248H226L225 246H221V247L218 249V252H226ZM256 251H264V248L256 249ZM0 252H2V251H0ZM14 253H16V252L14 251ZM188 254H189V256L194 255V253H192V252H188ZM49 255H54V253H49ZM166 255H168V253H166V252H164V251H161L159 254H157V255L155 256V258H152L150 255H145L144 252L139 251V252H136L135 255H134L132 258L136 261V264H148V261H149V260L151 261V264H156V262H157L158 260L161 261V264H168V261H167L166 259H164V260L161 259L162 257H164V256H166ZM217 255H218L217 252H213L212 257H208V253H207V252H203V259L207 258V264H213V260L217 258ZM141 256L143 257V261L136 259V257H141ZM5 259H8V258L5 257ZM70 259H72L71 256L66 257V260H70ZM226 259H227V256H221V257H219L218 264H224V262H225ZM259 259H260V256H256V257L251 261V264H256V261L259 260ZM12 264H18V261L13 260V261H12Z\"/></svg>", "mask_w": 264, "mask_h": 264}]
</instances>
